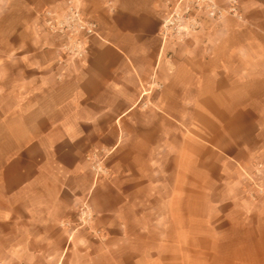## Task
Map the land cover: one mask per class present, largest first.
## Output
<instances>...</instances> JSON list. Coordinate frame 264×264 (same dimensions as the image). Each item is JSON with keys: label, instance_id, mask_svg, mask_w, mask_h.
Here are the masks:
<instances>
[{"label": "crops", "instance_id": "0c3cea01", "mask_svg": "<svg viewBox=\"0 0 264 264\" xmlns=\"http://www.w3.org/2000/svg\"><path fill=\"white\" fill-rule=\"evenodd\" d=\"M68 1L0 0V64H26V107L0 114V264H264L242 189L264 163V11L178 40L167 0H73L99 33L64 72L39 14Z\"/></svg>", "mask_w": 264, "mask_h": 264}, {"label": "built area", "instance_id": "2783aa9c", "mask_svg": "<svg viewBox=\"0 0 264 264\" xmlns=\"http://www.w3.org/2000/svg\"><path fill=\"white\" fill-rule=\"evenodd\" d=\"M228 16L244 20L239 0H167L163 31L167 36L183 40L191 32L204 27L206 22L218 23ZM39 18L49 33L61 37V64L87 60L91 38L99 33L98 24L88 19L75 1L69 0L62 8L45 10ZM109 153L107 149H94L86 155L96 177L108 175L105 159ZM245 175L251 197L264 199V163H257L253 171ZM93 216L88 204H83L79 209L78 222L89 225Z\"/></svg>", "mask_w": 264, "mask_h": 264}, {"label": "rangeland", "instance_id": "374dc122", "mask_svg": "<svg viewBox=\"0 0 264 264\" xmlns=\"http://www.w3.org/2000/svg\"><path fill=\"white\" fill-rule=\"evenodd\" d=\"M239 2H240L241 10L244 14V20L242 21L235 20L233 26L231 27L238 28V29H246L248 27H251L250 25L251 23L248 22L249 18L253 17L254 15H256L257 17L258 15L262 14V12L264 11V4L262 2H259L258 0H239ZM221 21L218 23L208 21L206 22L204 28H206L207 30H211V31L215 30L221 24ZM52 65L53 66L50 69H47L46 71L47 75L51 77L55 76L57 73L55 71L56 64H52ZM63 65L65 69L63 71L66 72L67 70H70V69L66 70V68H69V66L72 65V63L63 64ZM2 72H6L5 75H1ZM0 76H5V77L9 76L15 79V86H11V84H9V87H8L6 86L5 82H3L4 84L0 86V90H1L0 91V114H1V109L9 108V109L17 110V109L23 108L26 105V100L24 101L22 99L23 95H26L24 94L26 93V87L23 84L17 83V82H20L24 77H26V64L19 63V62H16L14 64H9V65L0 64ZM8 88H9V92H7ZM7 119L8 118L4 116L2 117L0 115V126L6 124ZM9 119H13L14 125H18L22 123V121L19 120L21 118H18V117L9 118ZM4 135L5 134H2L0 131V142L4 140L2 139ZM6 153H7V148H0V158L5 156ZM249 187L250 186H249L247 179H244V181L242 182V189L245 191V195H247V197L250 200H252L254 204L264 209V199L261 197H257L256 199L252 198L248 192L250 189Z\"/></svg>", "mask_w": 264, "mask_h": 264}, {"label": "trees", "instance_id": "16d2710c", "mask_svg": "<svg viewBox=\"0 0 264 264\" xmlns=\"http://www.w3.org/2000/svg\"><path fill=\"white\" fill-rule=\"evenodd\" d=\"M258 1H260V2L264 3V0H258Z\"/></svg>", "mask_w": 264, "mask_h": 264}]
</instances>
